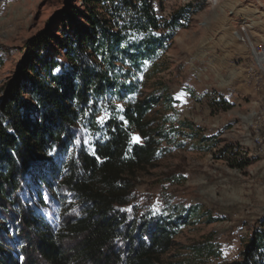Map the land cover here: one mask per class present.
I'll return each mask as SVG.
<instances>
[{"label": "trees", "instance_id": "obj_1", "mask_svg": "<svg viewBox=\"0 0 264 264\" xmlns=\"http://www.w3.org/2000/svg\"><path fill=\"white\" fill-rule=\"evenodd\" d=\"M81 6L77 15L63 13L56 30L29 39L0 96V264H164L161 256L197 207L126 212L123 182L171 141L172 129L151 126L147 115L159 96L140 95L137 74L166 51L194 11L162 19L151 0ZM80 128L91 137L90 149L78 140ZM65 193L76 199L77 213L54 222L52 204ZM189 252L183 264L218 256L207 242ZM227 264H264V229L253 230Z\"/></svg>", "mask_w": 264, "mask_h": 264}, {"label": "rangeland", "instance_id": "obj_2", "mask_svg": "<svg viewBox=\"0 0 264 264\" xmlns=\"http://www.w3.org/2000/svg\"><path fill=\"white\" fill-rule=\"evenodd\" d=\"M151 2L162 19L182 9L194 13L166 51L137 74V92L159 96L147 115L151 126L173 134L149 163L124 177L122 208L138 214L197 207L161 262L183 264L191 245L207 242L218 256L203 264H227L239 258L253 230L264 229V68L249 45L264 48V0ZM82 10L81 0H0V96L29 39L56 30L63 13ZM77 137L90 149L85 129ZM132 140L142 143L136 133ZM242 160L244 168L232 165ZM77 204L65 193L52 204V220L74 217Z\"/></svg>", "mask_w": 264, "mask_h": 264}, {"label": "built area", "instance_id": "obj_3", "mask_svg": "<svg viewBox=\"0 0 264 264\" xmlns=\"http://www.w3.org/2000/svg\"><path fill=\"white\" fill-rule=\"evenodd\" d=\"M241 30H242V28H241ZM249 45H250V49H251L250 50L251 51V55H252V53H261V57H262V68H264V48H261V47L256 48L254 46V44H252L251 41H250ZM257 75L259 76V71H257Z\"/></svg>", "mask_w": 264, "mask_h": 264}, {"label": "bare ground", "instance_id": "obj_4", "mask_svg": "<svg viewBox=\"0 0 264 264\" xmlns=\"http://www.w3.org/2000/svg\"><path fill=\"white\" fill-rule=\"evenodd\" d=\"M253 55L256 56L258 60H260V59L262 60V57H260L261 53H253ZM258 63H260V62H258Z\"/></svg>", "mask_w": 264, "mask_h": 264}, {"label": "snow or ice", "instance_id": "obj_5", "mask_svg": "<svg viewBox=\"0 0 264 264\" xmlns=\"http://www.w3.org/2000/svg\"><path fill=\"white\" fill-rule=\"evenodd\" d=\"M98 119L100 120V122H103L104 117H99Z\"/></svg>", "mask_w": 264, "mask_h": 264}]
</instances>
